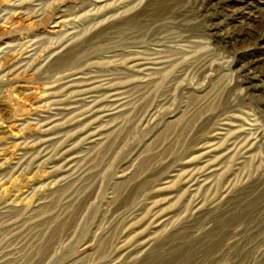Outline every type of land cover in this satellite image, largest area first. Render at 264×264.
Segmentation results:
<instances>
[{"label": "rangeland", "instance_id": "obj_1", "mask_svg": "<svg viewBox=\"0 0 264 264\" xmlns=\"http://www.w3.org/2000/svg\"><path fill=\"white\" fill-rule=\"evenodd\" d=\"M149 57L163 62L130 67ZM92 80L84 88L124 91L126 105L85 145L61 108L68 83ZM48 115L59 120L42 131ZM255 127L264 0H0V264H264V142L219 160L199 213L173 175L202 166L205 142L219 157ZM48 136L52 152L82 153L80 172L38 158ZM153 205L167 218L156 228Z\"/></svg>", "mask_w": 264, "mask_h": 264}, {"label": "bare ground", "instance_id": "obj_2", "mask_svg": "<svg viewBox=\"0 0 264 264\" xmlns=\"http://www.w3.org/2000/svg\"><path fill=\"white\" fill-rule=\"evenodd\" d=\"M76 32L77 31H75V30L71 31V32H67L61 38L63 41L61 40L62 42L59 45L63 48L67 47L69 42L68 43H66V42L76 38V34H77ZM37 41L38 40L32 41V39L28 41L27 46H28V48H30V51H35L38 48V42ZM147 59H151L150 60L151 62L147 61L145 63V62H141L140 60L136 59V61H133L131 63L132 65H130V67L134 68V70H136L138 72L144 73V71L149 70L150 64L159 65V64H162V62H163L161 60H157L154 57H151V58L149 57ZM72 81H73V79H72ZM72 81L65 86L66 87L65 92L67 93L65 95H67V96L64 99L70 98V100L61 109L67 111V114H65V116L69 120L80 121L83 124L82 131H80V132L83 135L82 138L84 140L85 145H92V144L94 145L96 143L98 144L102 140V137H103L102 136V130L103 129L101 128L102 125L98 124V123H100L99 121L105 122L108 117H111L115 114L122 112L125 109V105H126V99H125L126 95H125L124 91H117L115 89H108L107 92L97 94V91H96L97 86L84 88L85 86L89 85L90 83L94 82L95 80H92L90 82H80V81L79 82H72ZM101 81L103 82L101 84H107V81L104 78L101 79ZM82 83H84V84H82ZM78 85H80V86L78 87ZM110 85L111 84H107L104 87L108 88ZM71 98H73V99H71ZM103 98H105L107 100L106 103L103 102L104 101ZM56 101H60V100H56ZM58 114L59 113H54V115H58ZM152 114L153 113L149 114V116H151ZM57 120H59V117H56L53 115H48V116H45V118L37 119L36 124L43 127L42 131H48L49 129H51L52 127L55 126V124L52 125L51 123L54 121H57ZM224 124H228V123H224ZM217 134L221 135L224 133L218 132ZM45 135H49V134L45 133L44 136ZM248 135L249 136H244L242 138L236 137V139L234 138V139L230 140L229 146L226 147L227 152L220 154L219 157L215 156V155L213 157H210V154L212 152H214L217 148V147H214L215 143L205 142L203 145L201 144L202 146H200V148H202V150H204V151L199 154L197 161H200L202 163V166H199V167L194 166V167L188 168L184 171L182 170L183 172H180L179 174L177 173L178 175L173 174V175H176L179 178L178 179L179 182L182 183V185L185 189L184 193H187L188 196L192 197V199L190 200V202L192 203L191 208H195V210H194L195 213H199L200 209H202V207H201L202 205H200V203L202 202V197L204 198L203 190H206L207 189L206 187L209 185L212 187L214 185L213 179L217 175L222 174V173L221 174L218 173L220 171V168H221V167L220 168L218 167V166H220L219 160H222L223 158L227 157L228 153L230 155L231 152L236 156L237 160H240L242 158H246L249 156V155H247V153H249L250 150L254 146H259V143L264 142V128L263 127H257V128L255 127V129L250 131ZM53 138L54 137L48 136V137H44V138L38 137L37 139H35V140H37L35 142L37 145V151H36L37 156H38V158H41V159H42V157L47 156V155H49V157H52V156L58 157L59 162H60V168L62 169L61 171L67 173L66 178H71L72 176H74L78 172H80L79 169L76 168V166H78V165H76V161L79 160L78 158L81 157L80 155L82 153L79 155V153L71 152L72 147H68L66 149H65V147H58V149H55L52 152L49 149L50 147H49L48 142L51 141ZM90 147L91 146H88L87 148H90ZM34 158H32V159H34ZM32 159H30L29 161H31ZM26 160H28V159H26ZM226 186H227V184H226ZM229 186H230V184L228 185V187ZM211 187L209 189H211ZM203 200H205V199H203ZM163 217H164V214H162L161 211H159L156 208V206L153 205L150 208V211H149V214H148L146 221L148 222L147 224L149 226L156 228V227L163 225L167 221V218H163ZM258 217L259 216L254 217L253 220L254 221L257 220Z\"/></svg>", "mask_w": 264, "mask_h": 264}]
</instances>
